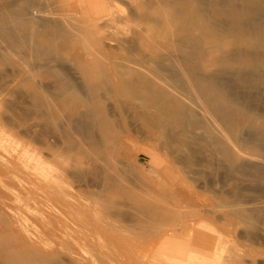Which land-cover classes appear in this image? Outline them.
Masks as SVG:
<instances>
[{
  "label": "rangeland",
  "instance_id": "obj_1",
  "mask_svg": "<svg viewBox=\"0 0 264 264\" xmlns=\"http://www.w3.org/2000/svg\"><path fill=\"white\" fill-rule=\"evenodd\" d=\"M13 1L20 2L0 0V4ZM106 1L112 5L111 26L118 30V42L130 41L137 26L124 17L129 0ZM218 1H211L216 19L220 26L230 30L209 32L205 74L218 71L231 74L239 71L238 62H245L244 75L251 73L263 81L264 26L246 27V31L243 26L251 16L232 15L234 8H240L247 0ZM252 2L257 14H264V0ZM33 4L46 9L45 13L36 12L34 29L39 35L30 37L31 44L43 46L39 52L13 42L10 32L3 38L0 34V126L10 129L11 124H16L13 127L22 138L21 146L30 142L25 147L31 151L27 160L1 152L0 251L5 254L0 253V264H5V256L20 254L22 262L24 256L27 260L37 257L42 264L50 258L57 264H88V260L94 264H198L195 252L215 255L211 257L215 264H264V137L260 140L263 142L249 145L238 139L247 137L250 131L253 134L255 126L264 122L259 118L264 116V84H256L249 91L254 96L253 111L249 114L242 109L232 111L226 100L216 95L195 109L198 116L195 120H200L193 129L169 124V134L176 136L168 141L164 130L154 124L157 110L135 109L125 103L121 94L110 93L117 68L111 57L101 60L97 56L93 28L72 19L74 45L67 48L62 37L63 23L68 19L63 14L68 10L66 6L59 0H34ZM43 21L61 26V30L43 32L40 26ZM23 34L28 35L26 28ZM145 54L148 56L150 49ZM116 55L119 59L129 58L125 51ZM195 64L201 65L198 59ZM66 73L74 75L83 88L91 82L89 74L97 83L100 77L112 80V86L102 84L97 90L104 99L96 101L97 106H102L99 108L102 115L98 125L94 122L88 126L96 131L97 137L67 122L63 116L66 111L54 109L55 116L50 117L47 109L34 104L35 98L47 96L40 83L54 84L59 75L64 77ZM237 84L242 85V81L237 80ZM79 109L85 111L82 106ZM141 112L146 116L139 115ZM209 121L226 144L227 156L208 145L204 122ZM28 135L46 142L55 139L60 144L67 139L77 140L80 148L67 147L62 152L65 157L54 150L53 155H60L61 161V157L57 160L49 154L53 150L48 151L45 142L27 141ZM183 135H189V145L179 143L178 138ZM98 139H102V148L94 149L92 141ZM32 144L39 147L36 149ZM48 154L57 162L52 164L55 170L47 165ZM200 238L205 247L196 243ZM33 259L26 263H34Z\"/></svg>",
  "mask_w": 264,
  "mask_h": 264
},
{
  "label": "bare ground",
  "instance_id": "obj_2",
  "mask_svg": "<svg viewBox=\"0 0 264 264\" xmlns=\"http://www.w3.org/2000/svg\"><path fill=\"white\" fill-rule=\"evenodd\" d=\"M33 1L34 0H20V2L18 1V3H14L13 1L9 3L0 4V34L3 35L2 37L0 35V37L3 38L5 35H7L10 32L13 42L16 41L23 43L31 47V49L34 50L35 52H39L43 48V46H41L40 43H36V42L34 44H31L30 37L32 34L39 35V31L34 29V26L36 25L35 20L38 18L37 15L38 13L36 14V12L41 11L40 13H45L46 9L44 10L41 7L32 6L34 5ZM211 1L212 0H129L128 11L124 17L126 21L133 22L135 26H137V30L135 31L136 33L134 37L130 41L127 39L124 40L125 42L124 41L118 42V38H117L118 30L116 28L113 29V27L111 26V24L114 23V18H113L114 15L112 13H109V10L111 9L112 5L110 6L106 0H59V2L63 4V7L66 6V9H68L67 11H65V13H63L65 15V18L68 19H66L63 23L64 31L62 37L66 41V47L72 49L74 45L73 44L74 32L72 33V21H73L72 19H75L76 22L83 21L87 25V27L93 28L94 30L93 36L98 45L96 49L97 56L101 60H105L106 59L105 57L107 58L111 57L113 60V64H115V67L117 68V72L113 80V85H114V87L112 88L113 91L110 93L121 94V96L125 98V103L128 104V106L132 105L133 107H135V109L141 111L142 110L148 111L150 108H154L155 110H157L158 118H155L154 124L158 126L161 130H164L165 136L168 138V141H170L173 140L176 135H174L173 137V134H169L168 132L169 124H175L178 127H180V129L182 128L193 129L194 126L199 125V120H200V119L197 121L195 120L198 117L196 115L195 109L199 106L203 107L201 106L202 103L206 105V101L210 100L212 97L216 95L224 98L226 102L229 104V106H231L232 111L239 112L242 109V111H246L245 112L246 114H249L251 111H253L251 108V103L254 100L253 99L254 96L249 95L251 93L249 91L256 84L257 85L259 83L264 84V75H262L263 81L261 80V82L257 77H254V75L251 76V73H249L250 76L244 75L243 70L246 69L245 67H247V63L245 62H241V63L238 62L237 64L239 65L238 66L239 71L235 70L231 74H228L223 71L214 72L209 75L205 74V71L207 69L206 63L208 62V48L207 47L205 48V46L208 44V39H207L208 34L212 30H217V32L219 29L227 30V28L226 27L224 28L222 24L221 26L219 25L218 20L216 19L217 12L213 10ZM218 3H222L221 0H219ZM255 5L256 4L252 2V0H247L246 2L243 3V5L240 8L235 7L232 12V15L241 14L245 16H251L250 18H248L247 22L243 26L244 30H246V27L249 29L250 26L251 27L254 26L252 28H256V26L259 25L264 26V14L260 13V15H258L256 10L254 9ZM32 10L35 11L34 14L33 12L31 13ZM43 22L40 25L41 28H43L42 29L43 32H46L47 29H50L54 32L61 30L60 25H59L60 27H58V25L56 26L55 24L47 23V21L44 23ZM10 23L12 24L10 25ZM25 28L28 31V35L23 34V30ZM219 33H222V31L221 32L219 31ZM253 33L255 32L253 31ZM235 35H239V34L236 33ZM3 40L5 41V39ZM148 47L150 49V54L147 56L145 53L148 52L149 50V49L147 50ZM121 51H125L129 56V58L119 59L116 53L118 52L121 53ZM197 59L200 61L201 65L195 64V61ZM88 76H89V80H91L90 83L92 84L88 82L87 86L84 85V88L81 85V82H79V80L76 77H74V75L72 76L70 73H66L64 77L59 75L57 79L54 81V84L40 83L39 87L44 92H47V96L45 98H38V97L35 98L34 104L36 106H42L44 107V109H47L48 111L46 112L50 117L55 116L54 109L58 111L59 110L66 111V113L63 116L67 122L76 125L78 128L80 127V130L83 133L90 132L95 135L96 131L89 130L88 126H92L91 123L94 122L98 125L99 122L98 120L101 118L102 115L101 113H99V108H101L102 106L101 104L97 106L96 101L98 99L104 100L103 97L99 95L97 90L99 87L101 88L100 85L102 84L112 86V80L107 79V77H103V78L100 77L99 78L100 82L97 83L96 80H94L95 77L93 75L89 74ZM194 79L199 80V82L195 83ZM237 80H241L242 85H238ZM253 92L255 93L256 91ZM88 94H90V96ZM80 100L81 103H79ZM80 106H82L85 109V111L81 112L79 109ZM18 109L21 111V108ZM23 112L24 111H22V113ZM12 114L13 113L11 112V115ZM26 114H28V112ZM139 115L143 116L144 114L141 112ZM25 116L26 115H24V118L23 117L22 118L25 119ZM259 118L264 120V116L263 117L261 116ZM210 121L206 123L204 122V126L207 129V133L206 131L204 132L209 137V139L208 137L206 139L208 140L207 143L208 145L215 147L218 153L223 154V156H227L226 144H224L223 140L220 139V136L218 135L216 130L212 128L213 125L210 123ZM10 122L12 123L11 120ZM11 125L12 127H10V129L5 127L4 125L0 126V158L4 152H8V153L11 152L15 158L17 157L16 158L17 160L18 159L24 160L26 158H29V154L31 151L29 152L28 151L29 149L26 150L25 145L27 144L28 146L30 142L27 143L24 141L25 142L24 145L23 141L21 140L22 145H24L25 148L22 147L19 142V140L22 138L19 136V134L16 133V130H14L16 124H11ZM13 125L15 126L13 127ZM46 127L48 126L46 125ZM254 129L256 130V132L251 134L250 131V134L247 137L243 136L242 139L239 134H235V135L237 137H240L238 138L239 141H241L244 144L249 145L254 141L255 142L258 141L259 143L263 142L260 140L264 137V122L262 124L260 123L256 125ZM29 130L31 131V128ZM246 133L248 134V132ZM190 135L191 137L193 136V134L191 133ZM35 136L34 137L29 135L26 136L27 141L29 140L31 142L33 141L36 142L39 140L41 142H45L47 144V150L48 151L53 150V152H50L49 154L52 153L51 156L57 157V160L58 157L60 158L66 152V151L64 152L63 150L64 149L66 150L67 147L72 149L80 148L79 141L77 140L67 139V141H64L60 144L58 141L56 142L55 139L51 141V139L49 138V140L46 142L43 141V139L41 140L40 138H38L37 140ZM95 136L97 137V135ZM215 137L219 138L216 140L217 142L215 140H212V138ZM189 139H190L189 135H183L178 138L179 143L182 145L184 144L189 145L190 144ZM92 142H93L92 147L94 149L102 148V143H103L102 139L100 140L98 139ZM32 145L34 147V144ZM255 145H257V147L259 146L258 144ZM38 147L39 146L34 148L37 149ZM54 150L55 151L57 150L56 152L60 153L61 156L60 155L54 156L53 155V153L55 152ZM34 151L32 153H34ZM37 151L38 153L37 152L35 153L39 154L40 150L38 149ZM1 152L3 153L1 154ZM49 154H48V161L46 159L45 160L48 162L47 165L53 166V168L49 166V169L55 170L54 169L55 166L52 164L54 163L56 164L57 162H54L52 158H49ZM41 155L42 154H40L39 156ZM62 157H61V161L63 159ZM35 158H37V156ZM10 159H14V158L11 157ZM31 159L32 158H30L29 160ZM38 159L39 158H37V161L39 162ZM49 159L50 160L52 159L53 163L49 164ZM6 162H12V161L8 160ZM38 162L37 163L35 162V166L36 164H38ZM5 164L7 165L8 163ZM32 166L35 167L34 163ZM42 167L45 168L44 166ZM57 168L56 170H58ZM49 169L48 168L45 169L46 172H48L47 170ZM59 169L61 171V168ZM30 172H32V170H30ZM49 172H48V176H50ZM76 172H78V170ZM58 175H60V173H58ZM51 181H52V177L50 182ZM106 202L108 203V201ZM108 204L106 205L108 206ZM107 210L109 211L108 207ZM256 221L257 220H255V222ZM196 243L201 244L203 247L206 246L205 242H203L201 238L198 239ZM168 246L171 247L172 245L171 246L168 245ZM1 252L2 251H0V253ZM195 253H196L195 256L198 257L196 259L198 264L201 263L210 264L211 262H213L211 258L213 255L205 256V255H200L197 252ZM4 254L5 252H2V255ZM7 257L10 258L11 260L12 258H15L14 261L12 260L13 264H15L16 260H17L16 264H19L17 263L19 261L21 264L22 263L24 264L27 261H30V259H33V257L32 258L29 257L30 259L27 260L26 259L27 256L26 257L24 256L23 259L25 258V260L24 262H22L23 260L19 257L11 256L12 257L11 258L9 256H5L4 257L5 264H7V262L8 264H10L11 262L10 259L7 260ZM213 257L215 258V255ZM35 258L37 257H34L33 259V261L36 260L34 262L35 264H39L40 261L42 262L41 258L40 261H38L39 259H35ZM90 260L93 259L91 258ZM44 261L45 260H43V264L45 263ZM88 261L86 262L88 264L95 263V262L89 263L90 261L89 262ZM46 262H47L46 264H55L57 261H54L50 258V259H46ZM30 263L32 264L33 262ZM213 263L215 264L216 262L214 261Z\"/></svg>",
  "mask_w": 264,
  "mask_h": 264
}]
</instances>
